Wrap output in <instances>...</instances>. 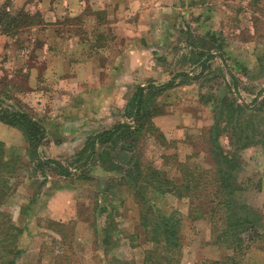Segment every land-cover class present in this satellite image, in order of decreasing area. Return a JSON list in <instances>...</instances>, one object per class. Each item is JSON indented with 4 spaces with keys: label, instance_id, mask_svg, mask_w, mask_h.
Listing matches in <instances>:
<instances>
[{
    "label": "rangeland",
    "instance_id": "374dc122",
    "mask_svg": "<svg viewBox=\"0 0 264 264\" xmlns=\"http://www.w3.org/2000/svg\"><path fill=\"white\" fill-rule=\"evenodd\" d=\"M3 9L32 18L9 33L0 26V109L38 121L40 161L74 174L39 164L23 130L0 121V220L18 228L16 264H143L146 247L131 248L129 238L141 233V207L118 180L136 160L173 180L197 166L193 204L207 205L215 190L213 104L225 98L247 105L235 117L253 130L229 148L222 126L218 143L235 151L242 199L261 212L264 227V0H0ZM168 83L144 92V107L155 110L152 134L78 156L95 134L133 123L128 104L139 87ZM152 203L181 220L182 264L230 254L208 207L195 219L191 198L158 193ZM235 264H264V240Z\"/></svg>",
    "mask_w": 264,
    "mask_h": 264
},
{
    "label": "trees",
    "instance_id": "16d2710c",
    "mask_svg": "<svg viewBox=\"0 0 264 264\" xmlns=\"http://www.w3.org/2000/svg\"><path fill=\"white\" fill-rule=\"evenodd\" d=\"M32 18L27 13L20 11L16 15L10 14L5 9L0 11V26L3 32L9 33L11 29H17ZM214 55H210L213 58ZM232 78L233 75L229 73ZM171 86V83L160 87H139L136 94L131 98L128 106L133 115V123H118L112 129L95 134L87 146L79 152L78 156L86 153L87 147L90 151L86 156L92 157L97 146H104L109 142L118 140L123 136L132 137L146 131L153 133L154 126L151 121L155 110L144 107L143 97L146 90L162 91ZM247 105L244 103L236 104L228 99L215 100L213 110L215 114L212 141L214 142L213 155L216 166L212 171L213 186L215 190L210 197L207 205H197L194 207L193 201L198 198L195 193L199 190V184L195 181L194 171L197 166L185 168L183 178L173 180L166 177L162 171L153 166H142L139 160L125 171L118 182L129 185L131 194L136 200V205L141 207L138 215V226L141 228L143 242H138L140 234L132 235L130 242L131 248L145 246L143 254V264H182L181 248L182 240L180 235L181 220L176 212L162 213L152 203L155 194H173L178 197L191 198L190 215L198 219L204 217L203 207L209 208V218L216 233L217 240L223 242L228 247L229 255L223 261H212L210 264H235L237 256H243L253 242L264 240L262 225V214L259 210L251 207L245 202L246 194L242 186L239 185L235 174V151L222 148L218 141L220 138L221 127L224 126L229 132L227 136L230 141L229 148L234 147L233 141L247 142L246 130L252 128L246 119L240 122L235 116L240 117V113H246ZM0 121L8 126L19 127L25 133L26 139L31 146L32 153L39 164H51L59 171L62 177H73L74 174L56 160L48 159L40 161L38 148L41 145L45 131L38 121L21 111H10L0 109ZM163 140V137H159ZM254 138L250 136L248 142L253 143ZM246 146V143H244ZM181 166V165H180ZM211 204V205H209ZM100 208L105 209L102 205ZM222 213V214H221ZM217 215L218 218L216 217ZM18 228L6 221L3 216L0 220V264H16V260L21 254V249L17 246ZM258 238V240H256ZM105 244H107L105 242ZM121 264H133L129 261Z\"/></svg>",
    "mask_w": 264,
    "mask_h": 264
}]
</instances>
